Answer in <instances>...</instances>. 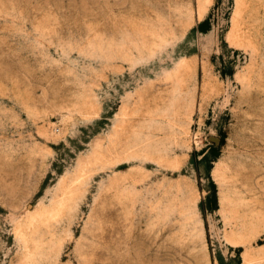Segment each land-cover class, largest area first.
<instances>
[{
  "label": "rangeland",
  "instance_id": "obj_1",
  "mask_svg": "<svg viewBox=\"0 0 264 264\" xmlns=\"http://www.w3.org/2000/svg\"><path fill=\"white\" fill-rule=\"evenodd\" d=\"M0 264H264V0H0Z\"/></svg>",
  "mask_w": 264,
  "mask_h": 264
}]
</instances>
